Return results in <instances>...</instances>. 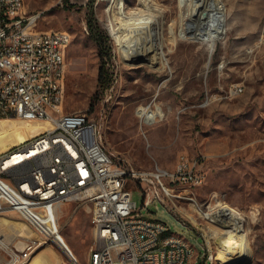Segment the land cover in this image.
<instances>
[{"label": "rangeland", "instance_id": "obj_1", "mask_svg": "<svg viewBox=\"0 0 264 264\" xmlns=\"http://www.w3.org/2000/svg\"><path fill=\"white\" fill-rule=\"evenodd\" d=\"M119 2L25 0L29 12L41 14L38 30L71 34L63 112L91 109L113 157L138 168L150 170L158 163L173 169L183 153L193 158L207 155V183L200 188V199L218 194L243 213L244 229L238 226L226 232L223 242L233 234L241 236L246 241L247 264H264V0H222L226 33L216 40L212 54L209 42L180 37L181 23L192 15L193 0H149L146 5L126 0V11L137 13L138 21L147 22L153 16L165 22V57L158 58L162 62L138 65L124 58L117 38V28L125 27L117 13ZM91 11L107 39L105 48L111 58H100L88 27ZM101 67L109 83L98 91ZM232 86L242 87L243 92L227 96ZM207 97L210 99L204 106ZM147 106L164 112L160 121L144 128L148 141L138 114L139 108ZM42 125L0 119V154L40 134ZM131 190L132 200L141 208V191ZM141 214L166 223L170 231L166 235L189 240L203 263L206 250L202 237L168 206L156 200L141 209ZM59 216L61 239L81 264H88L95 244L88 205L71 203ZM0 240L22 250L29 242L40 241V236L18 214L6 212L0 214ZM219 251H214L213 264H223ZM2 257L6 254L0 248ZM35 257L41 258L42 264H70L69 254L59 245L41 246L29 264Z\"/></svg>", "mask_w": 264, "mask_h": 264}, {"label": "built area", "instance_id": "obj_2", "mask_svg": "<svg viewBox=\"0 0 264 264\" xmlns=\"http://www.w3.org/2000/svg\"><path fill=\"white\" fill-rule=\"evenodd\" d=\"M40 18V13L29 12L25 0H0V119L52 126L0 154V214H18L40 236V241L29 242L22 250L0 240L7 257L0 258V264H29L41 246L64 243L59 235V215L71 203L88 205L92 228L93 222L104 225V237H96L93 231L103 264L210 262L211 251L220 250L225 233L238 225L244 229L246 219L218 194L200 199V188L207 183L208 156L189 158L183 153L173 169L155 163L150 170L114 158L91 109L63 112L72 37L66 31L38 30ZM242 92V87L232 86L226 93L237 96ZM138 114L148 141L144 128L160 118L149 121L142 108ZM131 187L143 195L141 208L132 200ZM156 200L202 237L206 250L203 263L201 255L192 258V251L183 249V242L189 240L164 239L167 224L141 214V209ZM193 207L211 216V225L195 220ZM228 214H235V221H228ZM109 240H122V251H112ZM170 246H177V253H170ZM64 247L69 263L81 264L65 243ZM116 252H123V259H116Z\"/></svg>", "mask_w": 264, "mask_h": 264}, {"label": "bare ground", "instance_id": "obj_3", "mask_svg": "<svg viewBox=\"0 0 264 264\" xmlns=\"http://www.w3.org/2000/svg\"><path fill=\"white\" fill-rule=\"evenodd\" d=\"M140 3L146 5L149 3V0H140ZM191 5H193L192 15L188 17L187 20H183V22L181 23L180 37L195 41L209 42V52L210 54H212L215 48L216 40L218 38H222L226 33V16L222 0H193V3ZM117 9L119 18L125 21V27L117 28V38H119L121 41L124 58L133 65H138L142 62L161 63L162 61H160V59L165 57V55L163 54L162 41V36L165 31L164 20H160V18L158 17L153 19V16H149L152 19L148 20L147 22L138 21L137 13H129L126 11V0H120ZM173 38L175 39L174 36ZM142 110L144 114H146L149 121H154L156 117L161 118L164 115V112L160 107L152 108L151 106H147L142 108ZM39 123L43 124V127L40 128L41 132L50 130L52 128L51 124L49 123ZM16 158L17 157H14L12 160H15ZM11 161H9L8 163H10ZM204 184L205 183H203L202 186ZM193 217L195 220H203L204 225H211V216H204L202 208L200 207H193ZM228 221H235V214H228ZM239 223L240 222H238V224ZM59 227H61L60 221ZM93 230L96 237H104V225L100 224V222H93ZM234 230H237V228H234ZM167 233H170L169 229L164 231V239H184L183 236L177 234L166 235ZM234 236H236V239H233ZM239 237L241 236L237 237V235L233 234L222 245L219 251V258L220 256H223L221 258V262L223 264H247L249 256L247 254L246 241L243 238ZM63 242L68 247L67 243L64 240ZM19 243L22 244V246L24 244L23 241ZM64 243H56V245L61 246V249L65 253L69 254V252H67L64 247ZM109 247L112 249V251H122L123 241L109 240ZM183 249L185 251H192V258H198L197 252L190 242H183ZM170 253H177V246H170ZM214 255V251H211L210 262L212 264L214 263L215 259ZM35 258L33 259V261L35 260ZM89 258L90 260L88 264H103V255H101L100 253L99 242H95L94 246L91 248ZM116 259H123V252H116ZM37 261L38 260H35V262H33L32 264H36Z\"/></svg>", "mask_w": 264, "mask_h": 264}, {"label": "trees", "instance_id": "obj_4", "mask_svg": "<svg viewBox=\"0 0 264 264\" xmlns=\"http://www.w3.org/2000/svg\"><path fill=\"white\" fill-rule=\"evenodd\" d=\"M88 27H89L91 36L95 40L97 47L99 49L100 58L102 60H105L107 56H110L111 58L112 55L110 51H106V48H105L107 39L104 36H102V31L98 23L95 20V14L93 11H91L90 13V20L88 21ZM108 83H109L108 74H106L105 68L101 67V69L99 70V76H98V91H100L105 86H108Z\"/></svg>", "mask_w": 264, "mask_h": 264}, {"label": "crops", "instance_id": "obj_5", "mask_svg": "<svg viewBox=\"0 0 264 264\" xmlns=\"http://www.w3.org/2000/svg\"><path fill=\"white\" fill-rule=\"evenodd\" d=\"M40 132H41V129H40L39 133H40ZM33 137H34V136H33ZM33 137H29V139H30V138H33ZM27 138H28V137H27ZM25 139H26V138H24V140H25ZM29 139H28V140H29ZM28 140H27V141H28ZM27 141H25V142H27ZM25 142H24V143H25ZM7 151H8V150H4V152H7ZM1 152H2V151H1ZM35 260H38V261L42 264V259H41V258H37V257H36Z\"/></svg>", "mask_w": 264, "mask_h": 264}]
</instances>
